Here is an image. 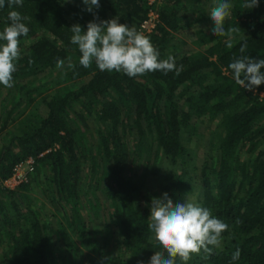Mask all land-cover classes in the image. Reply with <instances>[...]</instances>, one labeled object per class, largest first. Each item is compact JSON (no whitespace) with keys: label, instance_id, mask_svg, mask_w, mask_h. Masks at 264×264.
<instances>
[{"label":"trees","instance_id":"1","mask_svg":"<svg viewBox=\"0 0 264 264\" xmlns=\"http://www.w3.org/2000/svg\"><path fill=\"white\" fill-rule=\"evenodd\" d=\"M158 1L100 0L95 11L135 26L160 59L175 57L179 74L129 77L81 66L70 27L86 30L94 19L82 0H23L14 9L5 0L0 8V31L11 10L27 17L29 28L13 87L0 84V264H148L163 251L148 224L153 198L165 192L186 203L195 193L198 206L229 225L221 249L177 264H264V84L253 94L228 67L245 40V55L264 58V0L252 9L228 0L225 28H240L232 49L227 37L212 33L210 0ZM153 10L155 24L143 27ZM179 32L187 39L178 37L176 49ZM58 58H71L75 69H58ZM204 114L220 120L214 152L198 165L189 142ZM143 152L148 163H135ZM28 156L35 158L28 180L6 185ZM93 186L106 205L101 196L91 199ZM237 248L240 257L232 260Z\"/></svg>","mask_w":264,"mask_h":264},{"label":"clouds","instance_id":"2","mask_svg":"<svg viewBox=\"0 0 264 264\" xmlns=\"http://www.w3.org/2000/svg\"><path fill=\"white\" fill-rule=\"evenodd\" d=\"M82 2L94 19L87 23L86 30L80 24L70 27V42L78 46L81 66L90 68L95 63L100 71L122 72L129 77L155 71L164 74L175 71L179 74L182 70L177 68L174 56L160 59V53L150 38L137 31L135 26L119 22L118 16L100 19L95 11L101 6L100 0ZM4 6L5 0H0V8ZM7 6L9 9L22 7L23 0H7ZM258 6L259 0H245L243 4L245 9ZM232 7L228 0H217L209 12L214 24L213 35L227 37L228 49L234 47L235 37L240 32L238 27L225 28V21L231 16ZM26 19L19 11L11 10L8 12L10 23L0 31V84L6 88L14 85L13 73L17 71L16 62L21 58V37H27L29 33L28 26L23 22ZM247 48L245 40L239 47L241 55L234 58L228 67L235 83L255 94L256 88L264 84V58L245 55ZM56 67L74 70L75 64L71 58L67 64L58 58ZM148 228L163 249L156 251L148 264H177V259L188 262L193 255L201 252L210 255L214 250L221 249L222 234L228 230L229 225L216 218L210 209L193 203L174 202L165 192L162 198L152 200ZM239 257L240 249L237 248L232 254V260Z\"/></svg>","mask_w":264,"mask_h":264},{"label":"rangeland","instance_id":"3","mask_svg":"<svg viewBox=\"0 0 264 264\" xmlns=\"http://www.w3.org/2000/svg\"><path fill=\"white\" fill-rule=\"evenodd\" d=\"M210 1L212 2V5H215L216 2H217V0H210ZM210 1L200 0L199 3H201L203 5H208L210 3ZM160 2H161V0H159L157 3L159 4ZM193 2H194V0H193ZM193 7L194 6H192L191 8H193ZM153 13H154V15H158L157 12H155V11ZM155 17H157V16H155ZM178 37L187 39V36L185 37L184 32H179L178 36L173 40V43L175 44L174 47H176V49L181 48V45H182V43H181V41H179ZM55 85H57V84H55ZM52 87H55V86H52ZM40 110L42 112L44 111L43 105H41ZM219 120H220L219 116H215L214 118H211L210 114H204L201 117L195 118V122L199 126L198 127V132L193 134L191 142H189V146H191L192 148L195 149V160H196V163L198 165L204 163V161L206 159H209V157L211 156V153L214 152L213 151V148H214L213 142H215V140H216L215 135H216V132H217V124H218ZM10 128L13 129L14 125L12 124L10 126ZM147 140H149V138H147ZM141 148H142V146H141ZM138 152L140 154L141 151L139 150ZM151 161H152V158H151ZM135 163H148V160H147V157L145 155V152H143L141 156H138L135 159ZM135 170L138 171V172L142 171V169L138 165L135 166ZM85 172H87L86 173V175H87L86 179L88 181L89 180L88 179L89 173H88V169L87 168H86ZM99 177H100V173L95 174V176L93 178V182L94 183H99L98 182L99 181ZM95 186H93L94 189L91 190V193H89V196L94 201L96 199L99 200L98 197L101 196V198L103 200V203L106 205L107 204V199L104 197L103 192L100 193L99 191H101V190H99V188H96ZM84 196L82 195L81 199L86 202L88 210L91 211V213H93V211H92L93 210V206L91 207V205L89 204L90 203V199L87 201L86 196L85 197ZM40 198L42 199V201H44L47 204L48 209H54V207H56V206H54L55 204L53 202H51L49 197L46 196L45 194L41 193L40 194ZM188 203H193V204L197 205V195L195 193H191L190 194ZM83 210L85 211L84 208H83ZM57 215H58V218L62 219V221L65 220V217H64V215H63V213L61 211L58 210Z\"/></svg>","mask_w":264,"mask_h":264},{"label":"built area","instance_id":"4","mask_svg":"<svg viewBox=\"0 0 264 264\" xmlns=\"http://www.w3.org/2000/svg\"><path fill=\"white\" fill-rule=\"evenodd\" d=\"M153 12L154 11H151L150 12L151 17L144 21L143 27L149 28L150 26H153L155 24L153 18L157 15H154ZM34 170H35V158L33 156H28L14 165L12 174L9 177H7L4 180V182L6 185L10 187H15L17 184L23 181H27L29 175Z\"/></svg>","mask_w":264,"mask_h":264}]
</instances>
